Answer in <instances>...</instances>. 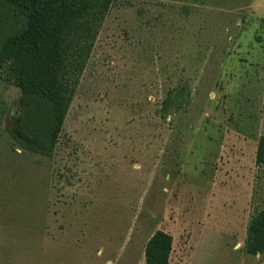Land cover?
<instances>
[{
	"label": "rangeland",
	"instance_id": "1",
	"mask_svg": "<svg viewBox=\"0 0 264 264\" xmlns=\"http://www.w3.org/2000/svg\"><path fill=\"white\" fill-rule=\"evenodd\" d=\"M263 95L264 0H114L52 157L6 132L0 80V264H144L157 230L169 264H264Z\"/></svg>",
	"mask_w": 264,
	"mask_h": 264
},
{
	"label": "trees",
	"instance_id": "2",
	"mask_svg": "<svg viewBox=\"0 0 264 264\" xmlns=\"http://www.w3.org/2000/svg\"><path fill=\"white\" fill-rule=\"evenodd\" d=\"M113 6L114 0H0V80L21 97L16 122L6 132L19 149L52 157ZM184 88L168 95L161 110L174 106ZM255 166L264 177V135L257 141ZM172 249L173 237L155 231L145 244L144 264H169ZM243 249L264 254V208L249 220Z\"/></svg>",
	"mask_w": 264,
	"mask_h": 264
}]
</instances>
